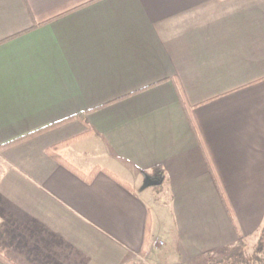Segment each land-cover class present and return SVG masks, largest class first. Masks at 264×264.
<instances>
[{"label":"crops","instance_id":"obj_1","mask_svg":"<svg viewBox=\"0 0 264 264\" xmlns=\"http://www.w3.org/2000/svg\"><path fill=\"white\" fill-rule=\"evenodd\" d=\"M50 126L0 153L12 264L264 247V0H0V145Z\"/></svg>","mask_w":264,"mask_h":264},{"label":"trees","instance_id":"obj_2","mask_svg":"<svg viewBox=\"0 0 264 264\" xmlns=\"http://www.w3.org/2000/svg\"><path fill=\"white\" fill-rule=\"evenodd\" d=\"M75 118L78 119L79 121H81L83 124L86 125V120H85V116H84V114H79V115L75 116ZM73 119H74V118H73ZM57 125H58V124H57ZM55 126H56V125H55ZM55 126L47 127V128H45V129L39 130V131H37V132H35V133H33V134H30V135H28V136H24V137L18 138V139H16V140H13V141H11V142H8V143H6V144L0 145V153H1L4 149H6L7 147H10V146L15 145V144H17V143H20V142H22V141H25V140L29 139L30 137H32V136H34V135H37V134H39V133H42V132H44V131H46V130L52 128V127H55ZM72 141H73V139H71V140H67V141H64V142H62V143H59V144H56V145L51 146L50 148L47 149V154H48L49 156H51L52 158H54L55 160H57L61 165H63V166L66 167L67 169L71 170V171H72L73 173H75L76 175L80 176L81 178H84V179L89 180V179L94 175V173H95L94 171H92L89 175H84V174L80 173L79 171H77V170H76L74 167H72L69 163H67V162H66V161L60 156V154H59V150H60L63 146H65V145L71 143ZM4 171H5V167H4L3 163H2L1 160H0V179H1V177H2V175H3V173H4ZM159 172H160V170H159ZM157 181H159V184L156 185L155 187H156V188H159V187L161 186V184H162V180L157 179ZM245 242H246V240H245L244 237L238 236L237 243H236L235 247H234L233 249H231L232 254H239V252L244 248V246H245ZM224 254H225V253H223V254H221V255H217V256H216V257H217L216 260H218V258H219V260H220V259H226V257H228V256L231 255V254H228V256L225 257ZM0 260L3 261L5 264H12L11 262H9L6 258H4V257L1 256V255H0ZM243 261H244V260H243V258H242L241 261H238V262H241V264H242ZM212 262H213V261H212Z\"/></svg>","mask_w":264,"mask_h":264},{"label":"rangeland","instance_id":"obj_3","mask_svg":"<svg viewBox=\"0 0 264 264\" xmlns=\"http://www.w3.org/2000/svg\"><path fill=\"white\" fill-rule=\"evenodd\" d=\"M261 233L262 234L258 235L257 238H254L251 245L249 246H255L254 242H256L257 240L262 241V243H264V231H262ZM258 247L256 248L245 247L239 252V254H232L231 250H229L228 252L224 254L225 257L228 256V254H231L230 256L226 257V259L219 260L218 258V260H216L217 258L216 256L210 255L206 257V260L204 261V263L205 264H241V262H238V261H241V259L243 258L244 261L242 264H264V247H261V248H258ZM166 251H168V249L166 247L165 248L163 247L161 251L162 257H163V254L166 253ZM204 263L202 261L201 263L197 262L195 264H204Z\"/></svg>","mask_w":264,"mask_h":264},{"label":"built area","instance_id":"obj_4","mask_svg":"<svg viewBox=\"0 0 264 264\" xmlns=\"http://www.w3.org/2000/svg\"><path fill=\"white\" fill-rule=\"evenodd\" d=\"M152 246L153 247H162L163 246V243L162 241H159V240H153L152 241ZM142 261H145V258H142Z\"/></svg>","mask_w":264,"mask_h":264},{"label":"water","instance_id":"obj_5","mask_svg":"<svg viewBox=\"0 0 264 264\" xmlns=\"http://www.w3.org/2000/svg\"><path fill=\"white\" fill-rule=\"evenodd\" d=\"M159 184V181H151L150 182V185L151 186H155V185H158Z\"/></svg>","mask_w":264,"mask_h":264}]
</instances>
